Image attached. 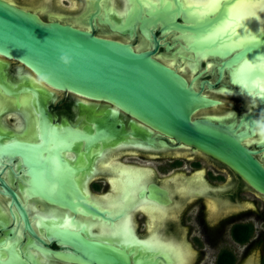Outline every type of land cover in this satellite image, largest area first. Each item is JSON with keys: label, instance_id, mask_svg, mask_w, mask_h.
Instances as JSON below:
<instances>
[{"label": "flooded vegetation", "instance_id": "1", "mask_svg": "<svg viewBox=\"0 0 264 264\" xmlns=\"http://www.w3.org/2000/svg\"><path fill=\"white\" fill-rule=\"evenodd\" d=\"M2 1L148 53L216 102L193 121L248 131L264 166V54L245 55L262 41L264 0ZM203 19L220 22L197 51ZM87 244L130 264H264V197L120 105L0 54V264H103Z\"/></svg>", "mask_w": 264, "mask_h": 264}, {"label": "water", "instance_id": "2", "mask_svg": "<svg viewBox=\"0 0 264 264\" xmlns=\"http://www.w3.org/2000/svg\"><path fill=\"white\" fill-rule=\"evenodd\" d=\"M216 22L220 20H194V50L211 48L208 36ZM255 51L264 54V33L262 41L248 43L245 55L252 56ZM0 54L24 63L56 89L120 105L159 132L227 166L264 197V166L245 143L252 134L239 126L193 121L195 111L216 102L196 93L148 53H135L128 45L58 23H44L0 0ZM87 247L103 264H130L122 251L92 244Z\"/></svg>", "mask_w": 264, "mask_h": 264}, {"label": "bare ground", "instance_id": "3", "mask_svg": "<svg viewBox=\"0 0 264 264\" xmlns=\"http://www.w3.org/2000/svg\"><path fill=\"white\" fill-rule=\"evenodd\" d=\"M249 9V8H248ZM241 11L243 10V7L240 9ZM250 10H251V8H250ZM240 21V20H239ZM245 21V20H244ZM247 21V20H246ZM235 22V21H234ZM241 22V21H240ZM243 23V22H242ZM241 23V24H242ZM223 29V28H222ZM127 231V230H126ZM125 234V233H124ZM179 251V250H178ZM180 259V258H179ZM182 260V259H181ZM180 261V260H179ZM183 262V261H182Z\"/></svg>", "mask_w": 264, "mask_h": 264}]
</instances>
